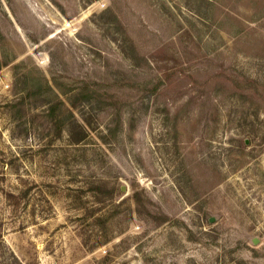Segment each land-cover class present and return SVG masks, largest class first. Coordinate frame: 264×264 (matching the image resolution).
Returning <instances> with one entry per match:
<instances>
[{"label":"rangeland","instance_id":"374dc122","mask_svg":"<svg viewBox=\"0 0 264 264\" xmlns=\"http://www.w3.org/2000/svg\"><path fill=\"white\" fill-rule=\"evenodd\" d=\"M0 264H264V0H0Z\"/></svg>","mask_w":264,"mask_h":264}]
</instances>
